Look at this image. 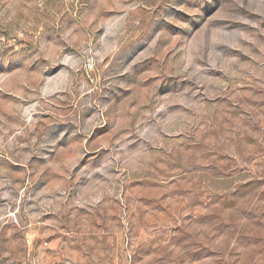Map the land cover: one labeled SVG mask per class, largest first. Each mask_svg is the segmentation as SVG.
I'll return each instance as SVG.
<instances>
[{"label":"rangeland","instance_id":"1","mask_svg":"<svg viewBox=\"0 0 264 264\" xmlns=\"http://www.w3.org/2000/svg\"><path fill=\"white\" fill-rule=\"evenodd\" d=\"M0 264H264V0H0Z\"/></svg>","mask_w":264,"mask_h":264}]
</instances>
